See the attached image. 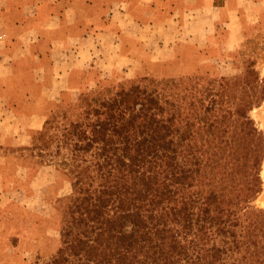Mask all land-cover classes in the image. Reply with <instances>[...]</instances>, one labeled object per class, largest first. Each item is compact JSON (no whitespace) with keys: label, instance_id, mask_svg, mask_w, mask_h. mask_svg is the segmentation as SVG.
<instances>
[{"label":"trees","instance_id":"trees-1","mask_svg":"<svg viewBox=\"0 0 264 264\" xmlns=\"http://www.w3.org/2000/svg\"><path fill=\"white\" fill-rule=\"evenodd\" d=\"M150 86L83 97L82 113L56 138L72 196L61 247L46 264H184L189 233L194 248L198 232L241 242L227 181L239 141L232 113L212 98L197 103L204 116L185 111L177 81Z\"/></svg>","mask_w":264,"mask_h":264},{"label":"rangeland","instance_id":"rangeland-1","mask_svg":"<svg viewBox=\"0 0 264 264\" xmlns=\"http://www.w3.org/2000/svg\"><path fill=\"white\" fill-rule=\"evenodd\" d=\"M245 22L199 27L205 35L196 42L185 40L184 34H179L185 29L174 24L153 30L142 28L143 41L126 39L121 44L126 54L123 57L117 56L120 43L111 39L100 41L101 45L87 42L85 47L94 53L92 57H78V71L71 78L73 89L60 91L55 105L41 117V128L40 124L32 125L37 131L30 133L25 151L10 152L13 172L6 181H22L23 189L11 192L8 197L14 203L5 212L0 211V264H46L61 247L60 231L72 196V179L60 166L67 150L55 154L56 138L82 113L85 104L81 99L106 98L133 84L151 87L153 82L169 80L181 83L179 93L185 111L190 112L193 105L199 116H204L197 103L206 105L210 98L228 109L230 119L236 120L233 126H237L239 139L235 173L227 181L235 189V236L241 242L224 244L220 235L213 241L214 235L198 232L200 244L194 248V233H189L184 264H264V10L250 9ZM131 28L138 34L140 27ZM196 30L188 27L184 33L193 36ZM60 78L64 85L66 73ZM237 110L244 114H236ZM44 140L48 151L43 147ZM46 161L50 165L42 166Z\"/></svg>","mask_w":264,"mask_h":264},{"label":"crops","instance_id":"crops-1","mask_svg":"<svg viewBox=\"0 0 264 264\" xmlns=\"http://www.w3.org/2000/svg\"><path fill=\"white\" fill-rule=\"evenodd\" d=\"M250 9L264 10V0H0V211L14 203L11 192L23 189L22 181H6L13 172L10 152L25 151L37 131L32 125L40 124L61 90L73 89L78 57H92L87 42L111 39L123 57L121 44L143 41L142 28L174 24L196 42L204 34L199 27L246 24ZM131 27H140L138 34ZM188 27H197L193 36L184 33Z\"/></svg>","mask_w":264,"mask_h":264},{"label":"bare ground","instance_id":"bare-ground-1","mask_svg":"<svg viewBox=\"0 0 264 264\" xmlns=\"http://www.w3.org/2000/svg\"><path fill=\"white\" fill-rule=\"evenodd\" d=\"M262 72H264V71H262ZM263 114H264V110H263Z\"/></svg>","mask_w":264,"mask_h":264}]
</instances>
